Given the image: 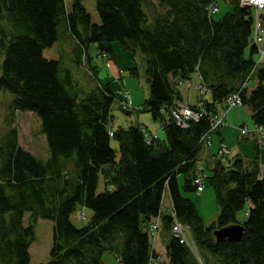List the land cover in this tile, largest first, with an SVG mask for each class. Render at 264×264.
I'll list each match as a JSON object with an SVG mask.
<instances>
[{"label": "trees", "instance_id": "trees-1", "mask_svg": "<svg viewBox=\"0 0 264 264\" xmlns=\"http://www.w3.org/2000/svg\"><path fill=\"white\" fill-rule=\"evenodd\" d=\"M84 1L72 0L69 9L66 0H0V91L12 94L13 110L41 120L50 151L43 161L24 149L17 128L0 137V264L31 263L35 232L24 223L27 214L30 221L54 222L51 259L44 264H105L107 252L121 264H150L158 255L144 225L160 215L171 230L173 216L162 214L167 188L197 248L171 235L167 264H264V174L256 160L249 166L237 156L226 165L219 158L207 169L220 213L206 225L188 194L198 191L194 180L210 120L182 127L163 113L182 99L176 82L198 73L208 87L207 109L216 111L217 103L237 93L254 124H264V68L257 72L260 83L247 87L257 52L252 9L227 0L231 10L216 19L207 8L218 0H96L101 23L94 24ZM62 27L78 42L79 63L90 62L92 45L114 53V41L145 56V110L162 123L164 139L148 143L141 124L110 127L111 82L100 81L80 96L72 71L45 57ZM130 73L138 76V67ZM79 207L92 210L82 226L72 219ZM241 211L248 213L243 221ZM238 224L245 228L241 240L216 239L217 229Z\"/></svg>", "mask_w": 264, "mask_h": 264}, {"label": "rangeland", "instance_id": "rangeland-1", "mask_svg": "<svg viewBox=\"0 0 264 264\" xmlns=\"http://www.w3.org/2000/svg\"><path fill=\"white\" fill-rule=\"evenodd\" d=\"M66 1L67 6L70 9L72 7V0ZM217 5L219 6L220 11L217 10L218 7L214 8V10L212 11L211 6L215 7ZM84 6L91 16L92 22L94 24H100L101 19L97 11L96 0H85ZM207 10L209 14L214 15L216 19H219L231 10V6L227 0H218V2L215 1L214 3L210 4ZM3 25L5 26L4 23ZM60 34V39L53 45V47L48 48L45 51V57L50 60L59 61L61 63V68H68L72 71V74L76 79L77 88L81 97H84L88 93V91L98 86L100 81H105V83L111 82V86L115 95V99L112 105V121L110 123V127L112 129H118L119 127L127 128L130 126H137L142 122V120L146 122L145 118H142V116H152L150 112L145 110V102L150 97V87L145 71V56L141 52L133 53L131 50H125L123 49L119 41H114L112 43L114 53H108L109 59L105 57L103 53L98 51L95 45H92L90 47V54L92 55L90 62L89 60L86 62L84 59V62L79 63L80 60L78 61L79 50L77 40L72 35L66 33L64 27L60 28ZM250 51L251 50L249 47L247 49L248 57L250 55ZM254 56L255 61L258 62L260 55L258 53H255ZM262 62V65L264 66V57L262 58ZM91 66L96 69L97 73H95L93 69L91 71ZM135 66H137L139 69L138 76H134L130 73V69ZM257 70H260V68H256L253 71L251 78L247 81L249 84L248 88H251L255 85V81H257ZM176 83L178 84V89L181 88V92L186 99L188 98V96H190V101L193 104L197 101L198 105H195L194 109H199L204 106L202 95H198L197 92V87L202 85L201 81L196 78L195 81H190V83H185L180 80H178ZM187 84L191 86H189L188 88L184 86ZM190 87H192L194 90ZM125 92L130 93V100L124 98ZM196 94L198 97H196ZM196 98L198 99L196 100ZM12 99V94L10 92L3 90L0 91V137L7 129L17 128L19 130L20 143L24 147V149L32 152L41 160L47 161L50 158V151L46 137L41 132V120L33 112H17L16 110H13ZM232 99L236 100L235 98ZM127 102L131 103V105L134 106V108L136 109L135 113H128L125 111V106L128 105ZM185 103L187 102L185 101ZM174 107L175 103L171 106V109H173ZM223 111L224 113L220 118L223 122L221 128L224 127L225 123L230 126H236L238 124L242 125L247 123L250 129L255 126L249 108L245 105L238 106L226 103V107L223 109ZM227 113L229 116L228 121H226ZM165 114L168 115L167 112ZM216 132H218V129L210 134V138H212V135ZM231 137L232 140H234L236 147H240L242 155L245 158L248 157L250 159H255L257 157L258 150L256 149V141L254 139L250 138L249 140H244L241 145H239L238 135H232ZM159 138H165L164 132H161ZM112 146L119 155L118 143L113 140ZM262 147H264V143ZM246 152L249 153L248 156L246 155ZM259 155H262L264 159V149L263 154L259 153ZM262 163H264V160ZM179 182L183 186V175H180ZM104 185L105 181L103 176L101 175L98 187L99 192H102L104 190ZM205 189L206 191L203 194L204 199L202 200V202L200 199H197L201 192L190 193L188 194V196L194 198L199 211L204 216L205 224L209 226L217 220L220 213V208L217 202L215 191L207 181L205 182ZM163 211L165 214L172 213L170 209V203H166L163 206ZM247 214L248 213L246 211L239 212L238 219L240 221H243L246 218ZM91 216V209L79 207L77 212L73 215L72 219L76 225L82 226L90 221ZM24 223L26 226L31 223L34 225L35 239L30 247V264H44L49 262L51 259L50 252L53 245L54 222L50 219L44 218H39L36 222L30 221L29 214H27L25 216ZM153 223L157 227L159 226L155 244V251L158 255L156 263L167 264L166 259L168 257L166 252V244L172 234H167V232H164V230L166 231V229H164L162 224L159 225L158 220L153 221ZM144 228L145 230H149L148 224H145ZM172 230L173 225L171 224V233ZM186 244L187 246H193L194 241L191 239V237L188 238ZM103 261L105 264H121L117 258L116 253H105L103 256Z\"/></svg>", "mask_w": 264, "mask_h": 264}, {"label": "built area", "instance_id": "built-area-1", "mask_svg": "<svg viewBox=\"0 0 264 264\" xmlns=\"http://www.w3.org/2000/svg\"><path fill=\"white\" fill-rule=\"evenodd\" d=\"M242 4L243 6H249L250 8H253L255 11L254 19H253V24H254L253 42H254V45L257 47V52L260 55V60L258 62V65L260 64L262 65V58L264 57V15H263L264 14V0H242ZM214 8H217V7L211 6L212 11L214 10ZM255 69H256V66H255ZM197 90L199 92V95H202V98L204 100L205 94L207 92V86L203 84L202 82V85L197 87ZM126 96L130 98L129 93H126ZM232 98H235L237 101L233 100ZM224 103L242 106L243 100L239 94L233 93L225 99ZM125 107L131 108L130 104H128ZM170 113L172 117L176 120L177 124L182 127H189V125L192 122L194 121L196 122L203 117H208L211 123L210 124L211 129L208 133H206L203 136V142H206L207 139L210 138V134L213 131L220 129L221 125L223 124L222 120L220 119L222 117L221 115L203 106L199 109H194V107L188 104L179 102V103H176L175 107L170 110ZM240 132H241L242 137H249L251 135H254L260 139L261 144L264 141V124L255 125L252 129H250L249 126L246 125L240 129ZM221 152L224 154H228L230 151L227 146L223 145ZM204 178H205L204 167L202 165H199L197 176L194 180V183L198 186L200 190H202L203 188ZM157 228L158 227L156 225L153 227V237L154 238L156 237ZM186 232H187V227L182 225L179 221H175L173 223V233L175 234L177 238L180 239L181 243H187L188 241Z\"/></svg>", "mask_w": 264, "mask_h": 264}, {"label": "crops", "instance_id": "crops-1", "mask_svg": "<svg viewBox=\"0 0 264 264\" xmlns=\"http://www.w3.org/2000/svg\"><path fill=\"white\" fill-rule=\"evenodd\" d=\"M253 59L255 60V56L254 55H253ZM256 75H257V73H256ZM196 78L198 80H200V77H199V74L198 73H194V74L191 75V81H195ZM259 83H260L259 82V77L257 75V81H255V85L252 86L251 88L249 87V89H253ZM184 86H186L188 88L191 85H188L187 84V85H184ZM190 88H192V87H190ZM179 90L181 92V88ZM181 97H182V100L184 102L186 101L188 104L198 105L197 101L194 104L190 101V96H188V98L186 99L184 97V95L182 94V92H181ZM196 97H198L197 94H196ZM207 98L210 99L209 96ZM197 99L198 98H196V100ZM220 108H222V107H220ZM220 108H218L217 111L221 115H223V113H224L223 108L222 109H220ZM249 111H250V108H249ZM250 114H251V111H250ZM228 117L229 116H228V113H227L226 114V121H228ZM142 118H145V120H146L147 123L144 120H142V122L140 121L141 122L140 124H142L143 127L146 128L148 130V132L150 133V135H152L154 138H159V135H161V132H164V131H162L163 129H161L162 128L161 123L159 121L153 119V117L150 116V115H144V116H142ZM158 124H159V127H158ZM244 125H247V123L242 124V125L238 124L236 126H230V125H228V124L225 123L224 127L221 128L215 134H213L212 135V138L209 139V141L203 146V148L201 150V154H200V159H201L200 162L204 163L206 165V167L208 166L207 167L208 170H210L212 168V166L214 165V162L216 161V159H219V158H222L223 162L226 165H227V163L229 164L230 163V159H232L234 157L239 156L241 158H245L242 155V152L240 150V147H238L239 149L236 147L235 142H234V140H232V137H231L232 135L235 136L237 134L238 135V138H239L238 139L239 145H241V143L244 140H249L250 138L256 140L255 137H249V138H241L240 137V135H241L240 134L241 133L240 132V129ZM160 126H161V128H160ZM247 126H249V125H247ZM223 145H228V147L230 148V154L227 155L226 157H223L221 155L222 154L221 153V148H222ZM256 145H257V143H256ZM256 148H257V146H256ZM259 149H258L257 157L255 159H250V158L246 157L244 160H245L246 164L249 165V166H252L251 165L252 164L251 162L254 161V160H256V163H258L259 169H260V172H261V175H262V174H264V163H262L264 159H263L262 155H259V153L260 154H263V149L264 148H262L260 150ZM246 153H247L246 155L248 156L249 153L248 152H246ZM209 174H211V173L209 172ZM179 184H180V182H179ZM180 186H182V185L180 184ZM205 191H206V189H204L201 192V194L197 197V199L198 200L200 199L201 202L204 199V195L203 194H204ZM188 197H190L195 202V200H194L193 197H191V196H188ZM166 203H170V209L172 210V208H173V201H172V198H171V195H170V191H169L168 188L165 190V196H164V200H163V206ZM195 204H196V202H195ZM162 214H165L164 211H163V207H162ZM201 215H202V213H201ZM203 219H204V216H203ZM150 223H151V220L148 221V222H146L145 224H148V226H150ZM163 224H164V222H163ZM163 227L165 229V225H163ZM164 232H167V234H169V233L171 234L170 230H166V231L164 230ZM166 261H168V259H166Z\"/></svg>", "mask_w": 264, "mask_h": 264}, {"label": "water", "instance_id": "water-1", "mask_svg": "<svg viewBox=\"0 0 264 264\" xmlns=\"http://www.w3.org/2000/svg\"><path fill=\"white\" fill-rule=\"evenodd\" d=\"M244 229L245 228L243 225L238 224L217 229L214 234L218 241L224 239H229L231 241H239L243 237Z\"/></svg>", "mask_w": 264, "mask_h": 264}, {"label": "bare ground", "instance_id": "bare-ground-1", "mask_svg": "<svg viewBox=\"0 0 264 264\" xmlns=\"http://www.w3.org/2000/svg\"><path fill=\"white\" fill-rule=\"evenodd\" d=\"M241 6H243V5H241ZM243 7H245V6H243Z\"/></svg>", "mask_w": 264, "mask_h": 264}]
</instances>
